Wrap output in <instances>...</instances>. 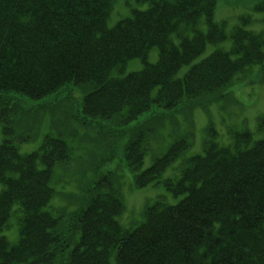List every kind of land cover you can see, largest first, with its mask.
<instances>
[{"label": "trees", "instance_id": "trees-1", "mask_svg": "<svg viewBox=\"0 0 264 264\" xmlns=\"http://www.w3.org/2000/svg\"><path fill=\"white\" fill-rule=\"evenodd\" d=\"M121 1L0 0V159L5 158L0 166V231L13 208L20 210L17 242L0 235V264H109L111 253L117 264H264V138L254 140L248 131L236 133L232 144L220 145L212 130L203 153L188 157L178 178L162 180L164 170L190 146L188 136H178L135 174V185L163 182L174 195H185L175 204L157 200L147 205L136 227L118 220L124 202L112 172L96 175L83 188L88 196L66 218L65 230H58L63 214L45 209L56 193L53 182L63 178L54 180L55 168H68L72 151L65 138L47 134L38 149L22 153L16 140L30 136L16 132V117L19 132L39 133L42 115L53 123L61 118L49 103L36 104L24 116L11 93L40 100L67 86L79 87L84 98L77 120L104 133L97 120L117 118L127 125L154 107L174 111L186 103L212 102L238 74L255 65L264 68V31L246 27L253 20L250 13L229 30L225 22L213 20L218 0H143L149 2L147 8L109 26L111 11L122 7ZM255 8L264 12V0L256 1ZM159 14L166 22L151 25ZM201 20L207 31L199 29ZM174 33L181 37L179 43ZM228 38L230 48H215L177 76L209 43ZM154 46L159 58L151 63L147 55ZM136 57L143 59L142 69L112 75L114 68ZM223 67L239 69L226 75ZM150 125L134 127L125 146L134 170L144 162ZM259 127L264 131V115ZM113 155L112 149L104 159ZM67 197L74 200L73 193ZM117 234L131 241L121 242ZM102 241L112 250L103 261L82 259ZM20 254L25 258L17 259Z\"/></svg>", "mask_w": 264, "mask_h": 264}, {"label": "rangeland", "instance_id": "rangeland-1", "mask_svg": "<svg viewBox=\"0 0 264 264\" xmlns=\"http://www.w3.org/2000/svg\"><path fill=\"white\" fill-rule=\"evenodd\" d=\"M256 1L258 0H218L214 20L217 22L226 21L230 30L234 25L242 23L244 14L249 15L250 13L253 20L245 23L246 27L263 32L264 12L255 8ZM122 3L124 4L120 9L117 7L111 11L108 19L109 26H114L121 19L131 16L133 10H142L149 5L148 1L143 0H122L120 4ZM207 28V23L200 22L199 29L207 31ZM192 34L193 31L189 30L188 35ZM172 38L176 43L181 40L177 33H174ZM231 45L230 38L218 44L209 43L204 53L192 63L184 65L177 76L182 77L194 62L206 57L215 48L228 49ZM158 58L159 50L157 46H154L150 49L147 60L154 63ZM143 66V59L136 57L129 60L122 68H114L112 75L124 76L132 71L142 69ZM261 75H264V68H260V65L253 66L222 89L220 99L212 103H196L195 105L186 103L174 111H164L162 108L154 107L127 125L120 124L117 118L97 120V126L101 127L105 131L104 133L96 126L87 125L77 120L84 98L83 92H80L82 89L79 87L67 86L58 94L53 93L40 100H34L19 93H11L16 103L21 105L22 115H28L30 113L28 111L36 104H50L56 112V116L62 119L53 123L49 115H42L37 122L41 133L33 129L19 132L16 125L20 124V117H16V124L14 121L17 133L30 136L27 141L16 140L22 153L38 149L47 134L65 138L71 148L72 157L69 167L62 169V166L57 165L55 168L54 180L56 176L63 178L53 182L56 193L49 205L45 207L54 214H63L58 230H65L66 218H69L79 207L76 201L84 200L88 196L83 188L90 185L96 175L98 177L108 172H112L116 176L117 185L120 187L125 209L118 218L125 227L133 228L143 221L147 204L157 200L168 204L179 202L185 194L174 195L163 182L138 187L135 185V174L149 167L156 155L166 152L169 145L178 136L187 135L190 146L166 168L160 179L177 178L188 157L203 153L210 125L217 132L214 139L222 145L232 143L234 133L244 129L253 131L255 139L263 137L264 132L259 131L257 126L259 117L264 114V83H262L264 81H259ZM63 118H66V122ZM145 123L151 124L153 132L147 137L148 150L144 162L139 170H134L126 161L125 146L133 128ZM3 139L2 122H0V143ZM112 149L113 157L104 159L111 154ZM104 153L106 154L102 156ZM71 193L76 194V201L67 197ZM19 214L20 210L15 206L8 225L0 231V235L6 236L12 243H16L19 238ZM109 264H117L115 254L111 256Z\"/></svg>", "mask_w": 264, "mask_h": 264}, {"label": "bare ground", "instance_id": "bare-ground-1", "mask_svg": "<svg viewBox=\"0 0 264 264\" xmlns=\"http://www.w3.org/2000/svg\"><path fill=\"white\" fill-rule=\"evenodd\" d=\"M165 13L166 14H170V12H165ZM166 20H167V18L164 15L159 14L153 20L152 24L151 23L150 24L153 25V26H156V25H159V24L162 25V24H164L166 22ZM237 69H239V67H233V68L223 67L222 70H221V72H223L226 75H229V74L233 73L234 71H236ZM4 162H5V158H1L0 159V166H2L4 164ZM115 236H117L120 239L121 242H126V240L131 241L128 238V236H118V234L115 235ZM124 245L127 246L128 244H124ZM46 248L47 247H45V246L43 247L42 253L46 251ZM242 250H244V248H242ZM110 252H112L111 247L108 246L104 241H102L101 244H100V246H99V248L97 249V251H94V252L91 251V253L88 256H85V257L83 256L82 259H85V260L86 259H88V260L89 259H93L95 261H103V256H105L106 254H108ZM42 253H39V254H42ZM112 255H113L112 253L109 255L108 262H110V258H111ZM19 258H25V257L22 254H20L17 257V259H19ZM19 264H21V263H19ZM39 264H41V263H39Z\"/></svg>", "mask_w": 264, "mask_h": 264}]
</instances>
